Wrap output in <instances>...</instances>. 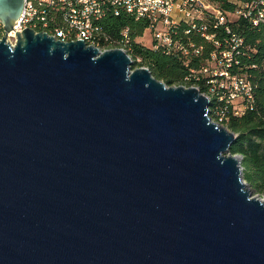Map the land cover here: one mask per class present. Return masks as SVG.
<instances>
[{
	"label": "water",
	"instance_id": "obj_1",
	"mask_svg": "<svg viewBox=\"0 0 264 264\" xmlns=\"http://www.w3.org/2000/svg\"><path fill=\"white\" fill-rule=\"evenodd\" d=\"M25 0H0L9 33ZM0 39V264H264V198L210 98L26 28Z\"/></svg>",
	"mask_w": 264,
	"mask_h": 264
},
{
	"label": "built area",
	"instance_id": "obj_2",
	"mask_svg": "<svg viewBox=\"0 0 264 264\" xmlns=\"http://www.w3.org/2000/svg\"><path fill=\"white\" fill-rule=\"evenodd\" d=\"M227 3L233 9H226L219 0H25L9 33L0 23L1 37L7 36L15 44L16 33L29 28L62 42L81 39L101 51L121 48L130 53L131 30L125 28L119 38H114L105 26L110 16L126 12L137 21L147 22L154 51L181 58L187 67L191 60L207 55L198 69H190L182 85L206 94L212 102L213 120L227 126L232 117L243 116L254 107L255 85L240 61L246 39L238 26L246 20L264 32V0ZM196 38L204 43L198 44ZM208 45L212 49L208 50Z\"/></svg>",
	"mask_w": 264,
	"mask_h": 264
},
{
	"label": "trees",
	"instance_id": "obj_3",
	"mask_svg": "<svg viewBox=\"0 0 264 264\" xmlns=\"http://www.w3.org/2000/svg\"><path fill=\"white\" fill-rule=\"evenodd\" d=\"M219 1L226 9H233V5L227 3V0ZM105 26L114 38H119L121 31L129 28L132 37L130 54L135 62L140 61V65L150 68L156 78L168 85H182L190 69H198L207 56L191 60L187 67L181 58L146 47L137 38L146 31L147 22L137 21L126 12L120 16H110L106 19ZM238 31L246 39L245 54L240 57V61L243 71L251 74L255 85V101L253 109H248L243 116L232 117L227 127L237 134L232 153L242 156L246 181L260 193H264V32L253 28L246 20L240 21ZM196 41L198 44L204 43L200 38H196ZM207 49L212 47L208 45ZM252 65L258 67L252 68Z\"/></svg>",
	"mask_w": 264,
	"mask_h": 264
},
{
	"label": "rangeland",
	"instance_id": "obj_4",
	"mask_svg": "<svg viewBox=\"0 0 264 264\" xmlns=\"http://www.w3.org/2000/svg\"><path fill=\"white\" fill-rule=\"evenodd\" d=\"M1 37V36H0ZM4 37V36H3ZM3 37H1V38H3ZM137 41L138 42H141L143 45H145L146 47H149V48H152V46H153V35H152V33H151V31H149V30H146L145 32H144V34L141 36V37H138L137 38ZM14 43H16V42H14ZM140 61H137V62H134V67L135 68H139V67H144V66H142V65H140V63H139ZM224 126V125H223ZM225 127H227V126H225ZM242 161H243V159H242ZM252 186V185H251ZM252 188L254 189V193L256 194V195H259V197H262V198H264V193H260L254 186H252Z\"/></svg>",
	"mask_w": 264,
	"mask_h": 264
},
{
	"label": "bare ground",
	"instance_id": "obj_5",
	"mask_svg": "<svg viewBox=\"0 0 264 264\" xmlns=\"http://www.w3.org/2000/svg\"><path fill=\"white\" fill-rule=\"evenodd\" d=\"M9 41H11V40H9Z\"/></svg>",
	"mask_w": 264,
	"mask_h": 264
}]
</instances>
